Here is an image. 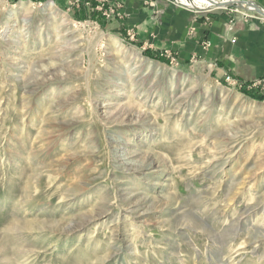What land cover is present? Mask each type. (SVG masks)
<instances>
[{
  "label": "rangeland",
  "instance_id": "rangeland-1",
  "mask_svg": "<svg viewBox=\"0 0 264 264\" xmlns=\"http://www.w3.org/2000/svg\"><path fill=\"white\" fill-rule=\"evenodd\" d=\"M81 5L0 0V264H264V100Z\"/></svg>",
  "mask_w": 264,
  "mask_h": 264
},
{
  "label": "crops",
  "instance_id": "crops-1",
  "mask_svg": "<svg viewBox=\"0 0 264 264\" xmlns=\"http://www.w3.org/2000/svg\"><path fill=\"white\" fill-rule=\"evenodd\" d=\"M74 0H53L71 11H92L93 7L72 6ZM117 6L124 19L109 23L111 28L134 29L135 41L149 53L171 51L177 60L198 56L216 63L219 79L231 75L246 85L264 82V19L236 21L230 32L228 18L205 23L200 16L161 0H108ZM260 7L264 10V0ZM235 42L231 43L230 39ZM203 40L209 42L204 50ZM150 47V48H149ZM252 81V82H251ZM248 87V86H247ZM245 88V87H244ZM246 95H259L258 89H246Z\"/></svg>",
  "mask_w": 264,
  "mask_h": 264
},
{
  "label": "bare ground",
  "instance_id": "bare-ground-1",
  "mask_svg": "<svg viewBox=\"0 0 264 264\" xmlns=\"http://www.w3.org/2000/svg\"><path fill=\"white\" fill-rule=\"evenodd\" d=\"M102 2H103V0H102ZM192 3H194L196 6H198V7H200V6H203V5H205V6H210V5H212V4H219V2H215L214 0H193L192 1ZM222 3H225V2H222ZM201 4H203V5H201ZM52 3H49L48 4V6H50V7H52ZM221 6H223V5H221ZM25 7V6H24ZM23 8V7H22ZM245 12H248V11H245ZM246 15H247V17H249V18H251V19H258L259 17H258V14L255 12V11H253V14L251 15V13H246ZM255 16L256 17H258V18H255ZM250 20V19H249ZM150 48V47H149ZM196 57V56H195ZM233 78V77H232ZM234 79V78H233ZM236 80V79H235ZM238 81V80H237ZM239 82V81H238ZM252 82V81H251ZM255 82H262V79L261 80H257V81H255ZM254 82V83H255ZM240 83V87L239 88H235V89H240L241 87H243L244 88V86H246L244 83H241V82H239ZM253 84V83H252ZM251 84V85H252ZM242 85H244V86H242ZM247 87V86H246ZM249 88H251V86L249 87ZM253 88H256V87H253ZM258 90H259V88H258Z\"/></svg>",
  "mask_w": 264,
  "mask_h": 264
},
{
  "label": "built area",
  "instance_id": "built-area-1",
  "mask_svg": "<svg viewBox=\"0 0 264 264\" xmlns=\"http://www.w3.org/2000/svg\"><path fill=\"white\" fill-rule=\"evenodd\" d=\"M255 18H258V17L255 16ZM224 82L226 83L227 86H230L233 89L240 87V83L237 80L231 78L229 75H226L224 77ZM249 86H251V88L259 87V90L264 91V82L263 81L262 82H255V83H253L252 85H249ZM249 86H248V88H249ZM251 88H249V89H251Z\"/></svg>",
  "mask_w": 264,
  "mask_h": 264
},
{
  "label": "water",
  "instance_id": "water-1",
  "mask_svg": "<svg viewBox=\"0 0 264 264\" xmlns=\"http://www.w3.org/2000/svg\"><path fill=\"white\" fill-rule=\"evenodd\" d=\"M237 3L238 4L241 3L242 5H250L257 14L261 15L262 17H264V11H262L261 9H259L255 4L250 3V2H241V1H238ZM231 5H237V4L231 3Z\"/></svg>",
  "mask_w": 264,
  "mask_h": 264
},
{
  "label": "trees",
  "instance_id": "trees-1",
  "mask_svg": "<svg viewBox=\"0 0 264 264\" xmlns=\"http://www.w3.org/2000/svg\"><path fill=\"white\" fill-rule=\"evenodd\" d=\"M249 96H251V98L254 99V100H258V101L264 100L263 96H257V97L255 95H249Z\"/></svg>",
  "mask_w": 264,
  "mask_h": 264
}]
</instances>
